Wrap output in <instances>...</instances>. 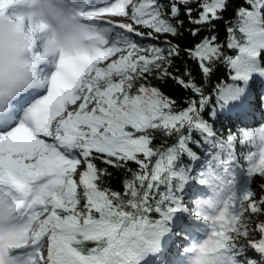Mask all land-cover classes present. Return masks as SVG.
I'll return each instance as SVG.
<instances>
[{
	"label": "snow or ice",
	"instance_id": "obj_1",
	"mask_svg": "<svg viewBox=\"0 0 264 264\" xmlns=\"http://www.w3.org/2000/svg\"><path fill=\"white\" fill-rule=\"evenodd\" d=\"M230 7L229 0H74L76 14L103 34V46L79 60L54 53L46 26L31 24L25 45L36 86L0 106V232L5 198L27 225L9 230L23 239L9 249L11 264H178L177 240L209 234L223 254L202 264H264V218L253 220L264 217V196L253 190L212 211L201 199L204 164L183 162L207 140L214 147L233 135L218 138L215 128L210 135V124L251 117L264 127V32L237 36L235 47L221 41ZM16 28L24 32L23 23ZM220 67L227 81L211 85ZM149 79L188 95L170 97ZM234 135L229 142L245 139ZM254 159L264 193V134ZM116 173L124 174L122 193L111 187Z\"/></svg>",
	"mask_w": 264,
	"mask_h": 264
},
{
	"label": "trees",
	"instance_id": "obj_2",
	"mask_svg": "<svg viewBox=\"0 0 264 264\" xmlns=\"http://www.w3.org/2000/svg\"><path fill=\"white\" fill-rule=\"evenodd\" d=\"M231 4L230 9L221 17V24L218 26L219 38L221 41H224L227 37L229 43H232L235 47L237 43V36L247 37L249 30L254 29L257 33L264 32V0H229ZM249 5H251V9H249ZM130 22V21H129ZM138 28L140 26H137ZM243 29V32H241ZM206 34V33H205ZM139 39V38H136ZM166 39L165 36H160L159 40ZM158 42V41H157ZM147 43V41H145ZM185 41H181V44H184ZM249 47H251L249 45ZM259 47V45H258ZM248 57V56H247ZM247 57L245 62H247ZM179 64V61L177 62ZM259 63V61H257ZM189 67H191L193 75L198 83L201 82L199 69L196 67L195 63L189 62ZM227 71L226 67H220L219 71L212 77L211 85H215L219 80L223 79L227 81V75L225 74ZM145 84L151 86H158L161 88V91L166 95L173 98H182L188 93L177 90L171 82L166 84H162L160 81L156 79H149L148 81H144ZM206 88L210 87L208 81L203 82ZM211 90V89H209ZM227 88H223L222 92H227ZM261 109L264 110V104L261 105ZM260 112L256 113V119H260ZM215 119V117H213ZM210 128L218 129V136L227 135L228 133H233V135L228 137L227 143L231 146L233 151L240 155H244L246 157H252L255 153H258L260 146V135H261V127L252 123V118L248 117L244 120H236L233 117V122L229 120L223 121V126L220 124H210ZM235 133H240L245 138L241 142H229L236 141L237 137L234 135ZM249 138L251 140L249 141ZM160 139L154 143H159ZM208 140L202 144L200 147L199 153H196V149L193 148V153L196 155L192 157L185 156L183 157V162L186 164H192L197 162L199 158H205L212 168L221 174H228L232 171V163L228 162L223 153L214 147L208 146ZM212 146V145H211ZM128 167L135 170L137 165L135 163L129 162ZM111 170V169H110ZM251 177L248 181L247 185L251 189V191H257V199L264 196V193L259 191V187L255 182V178L252 175V171L250 173ZM123 173H116L112 182L111 187L119 192H123V188L121 185V180L123 179ZM130 178V176H129ZM241 198V197H240ZM264 218V217H253V220Z\"/></svg>",
	"mask_w": 264,
	"mask_h": 264
},
{
	"label": "clouds",
	"instance_id": "obj_3",
	"mask_svg": "<svg viewBox=\"0 0 264 264\" xmlns=\"http://www.w3.org/2000/svg\"><path fill=\"white\" fill-rule=\"evenodd\" d=\"M17 15L45 24L46 35L53 41L52 51L56 54L61 48L65 53L83 50L93 54L95 47H102L93 39L102 34L93 32L92 27L76 14L73 0H18L0 15V62L6 73L16 75L26 88L20 94L35 88L36 77L33 70L23 66L32 57L25 48L26 32L21 33L16 28ZM16 97L6 101L5 106H11Z\"/></svg>",
	"mask_w": 264,
	"mask_h": 264
},
{
	"label": "rangeland",
	"instance_id": "obj_4",
	"mask_svg": "<svg viewBox=\"0 0 264 264\" xmlns=\"http://www.w3.org/2000/svg\"><path fill=\"white\" fill-rule=\"evenodd\" d=\"M16 2H18V0H4V3L8 4L9 6L12 5L13 3H16ZM16 17L25 20V22L27 23L29 28H30L31 24L33 23L31 17L25 18L22 15H17ZM117 19L121 20L122 22H126V23L129 22L127 20V18H117ZM90 26L92 27L93 32L101 33L98 30V26H96V25H90ZM102 35L97 34L96 37H98L99 43L103 46V41L101 39ZM95 50H97V49H95ZM86 55H90V54L87 51L86 52H80L78 54H75V55L67 57V58H70L73 60H79L81 57L86 56ZM115 58L116 57H111V58H109V60L102 61L101 65L102 66L106 65L107 63L110 62L111 59H115ZM252 59L253 58L251 57V55H248L246 63H251ZM209 132L211 135L212 132L211 131H209ZM262 134H264V127H261V135ZM261 135L259 137L260 142H261ZM208 143H209L208 144L209 147L211 145H214V141H212V140H208ZM223 145L224 146H222V142H219L218 144L215 145V147L223 153V155L228 160V162L232 163V171L229 172L228 174L225 175V174H221V173L216 172L212 168L211 164L207 160H205V158H199L197 161V162L204 164V175H205V180L207 181L204 184V188L206 189V194L201 199L210 202L208 206L212 211H216L217 208H219L221 211L226 210V206L229 203L231 197H236L239 199L240 197L242 198L248 192L251 191V189L248 187L247 183L251 177L250 173H251L252 167H253L254 163L256 162V160L254 159V156L246 157V156H240V155L237 156L238 160L233 161V157L230 156L231 151H233L231 149L230 145L228 144L229 146H227L225 143ZM209 174H212V175L218 177V179L215 182L208 180ZM255 182L258 185L256 179H255ZM258 187H259V185H258ZM26 227H27V225H26ZM207 237L208 238L204 244L202 242H200L199 240H197V241H194V242H196V244L191 245V243H187L185 246V249H184V245H181L182 246L181 247V254H184L185 256H187V255L190 256L189 252L190 251L194 252L197 248L196 245H198V247H202V249L200 251L201 254L200 253H199L200 255L193 254L192 257H194V258L199 257L200 261H204L205 259H214L217 256L222 255L223 253H220L218 250L216 252L213 251V249L215 247L214 236L212 234H209ZM201 238L202 237H198V239H201ZM255 238L259 239L258 236ZM21 243H23L22 237L17 238L16 243L12 244L9 247V249L14 248L15 245H18ZM197 243H200V244H197ZM195 253H196V251H195ZM183 260H184V262H186L187 259L186 260L183 259Z\"/></svg>",
	"mask_w": 264,
	"mask_h": 264
},
{
	"label": "bare ground",
	"instance_id": "obj_5",
	"mask_svg": "<svg viewBox=\"0 0 264 264\" xmlns=\"http://www.w3.org/2000/svg\"><path fill=\"white\" fill-rule=\"evenodd\" d=\"M209 131H211V128L209 127ZM217 135V134H216ZM217 137L219 138V136L217 135ZM222 142V146H224L223 144L225 143L227 146H229L228 145V143H227V141L226 140H224V141H221ZM231 157H233V161H235V160H238V158H237V156H238V154L237 153H235V152H233V151H231V155H230ZM207 238L208 237H202L201 239H198V238H195V239H190V240H187V241H180V240H177L176 242H175V244H179V245H185V244H187V243H191V245L192 244H196V242H194L193 240H199L200 242H202L203 244L205 243V241L207 240ZM184 243V244H183ZM200 244V243H199ZM201 248V247H200ZM172 251L173 252H175L176 251V247H175V245H173V248H172ZM195 251H196V253H195ZM194 252H192V251H190L189 252V255H193V254H195V255H200L201 254V249H196ZM200 253V254H199ZM179 259H187V262H188V264H202V262L203 261H200V258L198 257V258H193V257H190V256H185L184 254H181L180 253V256L178 257ZM201 262V263H200Z\"/></svg>",
	"mask_w": 264,
	"mask_h": 264
}]
</instances>
